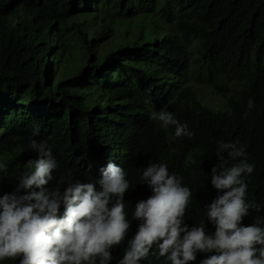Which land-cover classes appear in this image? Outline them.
Here are the masks:
<instances>
[{"label": "trees", "instance_id": "16d2710c", "mask_svg": "<svg viewBox=\"0 0 264 264\" xmlns=\"http://www.w3.org/2000/svg\"><path fill=\"white\" fill-rule=\"evenodd\" d=\"M11 4L25 11L23 22L7 14ZM121 25L127 29L119 35ZM199 87L226 108L203 104ZM0 105L12 108L0 120V162L8 165L0 197L16 189L26 162L39 158L32 138L46 140L58 162L49 188L66 174L71 182L99 179L109 163L125 170L130 227L109 264H118L138 229L133 212L144 200L141 176L150 161L166 163L190 188L185 223L203 222L214 233L206 217L217 192L211 170L220 156L235 163L228 151L218 156L220 143L243 146L255 166L243 179L264 226V0H0ZM160 111L194 135L176 138L173 126L163 129L151 119ZM109 143L116 159L103 160ZM243 220L250 225L249 215ZM138 264L165 261L150 253Z\"/></svg>", "mask_w": 264, "mask_h": 264}, {"label": "clouds", "instance_id": "9594fccd", "mask_svg": "<svg viewBox=\"0 0 264 264\" xmlns=\"http://www.w3.org/2000/svg\"><path fill=\"white\" fill-rule=\"evenodd\" d=\"M253 107L249 100V110ZM0 109L7 113L12 108L0 105ZM151 119L165 130L173 126L176 138L194 135L171 112H153ZM111 133L117 141L115 127ZM38 134L39 129H34L33 137ZM106 147L112 153L105 150L103 160L116 159L112 143ZM31 149L39 158L28 161L31 170L21 172L16 189L0 197V261L109 264L110 250L125 240L130 227L124 203L130 182L125 170L109 163L99 179L71 182V174H66L59 177L58 186L49 188L59 167L52 148L46 140L32 138ZM94 150L98 153L96 145ZM223 151L235 163L229 165L220 156L221 162L211 170V184L222 193L216 197L212 190L206 206L214 233H207L203 222L189 229L184 217L191 202L190 188L179 174L169 173L166 163L150 161L141 176L147 184L145 197L133 212L139 226L118 264H138L150 253L158 260L164 258L165 264H192L198 253H213L200 264H264V226L242 223L250 209L261 211L253 195L248 193L246 198L249 184L243 179L255 166L248 163L243 146L220 143L218 156ZM0 171L6 173L8 165L0 162Z\"/></svg>", "mask_w": 264, "mask_h": 264}, {"label": "rangeland", "instance_id": "374dc122", "mask_svg": "<svg viewBox=\"0 0 264 264\" xmlns=\"http://www.w3.org/2000/svg\"><path fill=\"white\" fill-rule=\"evenodd\" d=\"M22 11V12H20ZM8 15L10 16H19V20L20 22H23L25 19H26V15H25V11L24 10H21V7L19 5H16V4H11V9L7 12ZM35 22V21H34ZM16 23V22H15ZM36 23V22H35ZM121 28L122 30L119 31V35H121L126 29L127 27H125L124 25H121ZM130 33L132 31H129ZM115 41V38H112L110 39L108 42H114ZM197 93L202 101L203 104L207 105V106H210V107H214L216 109H220V110H224L226 108L225 106V102L223 101V99H219L221 98L220 96H217L216 97L211 93L210 90L208 89H204V88H197ZM216 93H218L216 91ZM6 114V111L3 110V109H0V120L3 118V116ZM2 133V129L0 128V135ZM21 157L25 158V155H21ZM28 162V161H27ZM26 162V164H27ZM31 169H28L26 167V165L22 168V172L23 171H30ZM217 195H220L222 193H218V191L216 192ZM248 190H247V196L246 198L248 197ZM253 213H255V216H254V220L252 221L250 219V215L253 216ZM259 212H256L254 209H251L250 212H249V222H250V225L251 224H254V223H258L259 222ZM243 222V221H242ZM189 227H192L191 224H187ZM213 253H198L197 254V258L196 260L194 261V263L196 264H200V261L204 258H206L208 255H211Z\"/></svg>", "mask_w": 264, "mask_h": 264}]
</instances>
